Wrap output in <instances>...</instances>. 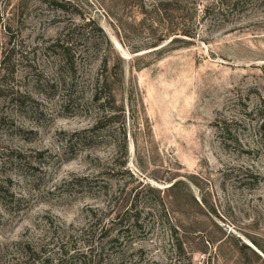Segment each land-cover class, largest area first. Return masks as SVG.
<instances>
[{
    "label": "rangeland",
    "instance_id": "obj_1",
    "mask_svg": "<svg viewBox=\"0 0 264 264\" xmlns=\"http://www.w3.org/2000/svg\"><path fill=\"white\" fill-rule=\"evenodd\" d=\"M263 123L264 0H0V264H264Z\"/></svg>",
    "mask_w": 264,
    "mask_h": 264
},
{
    "label": "trees",
    "instance_id": "obj_2",
    "mask_svg": "<svg viewBox=\"0 0 264 264\" xmlns=\"http://www.w3.org/2000/svg\"><path fill=\"white\" fill-rule=\"evenodd\" d=\"M158 11H160L158 9ZM199 11L196 10V13ZM185 33V32H183ZM185 36H187L185 34ZM189 38L194 39L195 37L187 36ZM76 38L72 34H68L63 36L60 40L57 41V44L55 47L60 52V55L63 58V67L68 68L70 71H74L76 68V64H78L79 59H83L86 56H82L83 54H80L77 56L76 52L74 51V44H75ZM185 45L181 46L180 48L187 47L190 42H184ZM170 44L164 46L161 48L160 52L157 53V55H161L166 49L168 48ZM107 64V63H106ZM105 70L107 69V66L105 65ZM130 95L132 96V93L130 92ZM94 96L93 101L97 103L104 114L103 117L97 122V124L91 129L87 131H83L79 134H77L78 139L74 144L70 142L71 144L68 145L70 148L75 147H81L84 148H91L98 144V142L101 140V134L106 133L108 135V138H111L112 146L114 147L115 155H117L119 158L123 159V165H127L128 163V132H127V125L126 122H124L125 118V110H122L117 106V102L114 98V95L110 89V86L108 85V82L106 79L104 80H98L94 89V92L92 94ZM107 96V97H103ZM110 109V110H109ZM263 117V116H262ZM122 120V121H121ZM260 137L262 140H264V123L260 127ZM100 139V140H99ZM101 143V142H100ZM1 191V189H0ZM130 211V208L125 212ZM122 217V216H121ZM118 219L113 220L114 224H117L115 226H118V233L116 239H124L127 237V235L131 232L132 229H134L137 226L138 219L135 218L133 221V224L129 226H124L123 222H119ZM131 219H127V223H130ZM38 260H35L34 263ZM49 263V259H45L41 262V264H47ZM40 264V263H39Z\"/></svg>",
    "mask_w": 264,
    "mask_h": 264
},
{
    "label": "bare ground",
    "instance_id": "obj_3",
    "mask_svg": "<svg viewBox=\"0 0 264 264\" xmlns=\"http://www.w3.org/2000/svg\"><path fill=\"white\" fill-rule=\"evenodd\" d=\"M120 52V51H119Z\"/></svg>",
    "mask_w": 264,
    "mask_h": 264
}]
</instances>
